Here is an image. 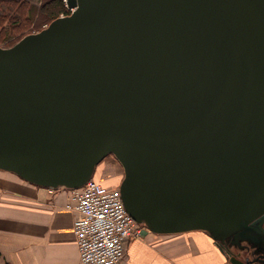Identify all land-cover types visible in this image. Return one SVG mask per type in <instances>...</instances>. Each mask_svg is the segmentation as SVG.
<instances>
[{
  "label": "water",
  "instance_id": "1",
  "mask_svg": "<svg viewBox=\"0 0 264 264\" xmlns=\"http://www.w3.org/2000/svg\"><path fill=\"white\" fill-rule=\"evenodd\" d=\"M66 5L0 47V169L74 189L113 156L141 236L264 262V0Z\"/></svg>",
  "mask_w": 264,
  "mask_h": 264
},
{
  "label": "crops",
  "instance_id": "2",
  "mask_svg": "<svg viewBox=\"0 0 264 264\" xmlns=\"http://www.w3.org/2000/svg\"><path fill=\"white\" fill-rule=\"evenodd\" d=\"M99 177L101 182L108 180ZM69 198L68 188L51 192L0 169V264H80L72 228L75 212L65 208ZM180 234L185 236L177 237ZM163 236L160 244L151 243L156 236L150 232L131 241L119 264H225L227 260L205 231Z\"/></svg>",
  "mask_w": 264,
  "mask_h": 264
},
{
  "label": "built area",
  "instance_id": "3",
  "mask_svg": "<svg viewBox=\"0 0 264 264\" xmlns=\"http://www.w3.org/2000/svg\"><path fill=\"white\" fill-rule=\"evenodd\" d=\"M69 191L65 208L75 212L72 228L80 264H119L128 243L140 238L145 226L128 214L118 186L91 177L83 186Z\"/></svg>",
  "mask_w": 264,
  "mask_h": 264
},
{
  "label": "rangeland",
  "instance_id": "4",
  "mask_svg": "<svg viewBox=\"0 0 264 264\" xmlns=\"http://www.w3.org/2000/svg\"><path fill=\"white\" fill-rule=\"evenodd\" d=\"M25 1V0H22ZM29 1L28 2H24L25 3V7H26V3L27 5L34 3H40L42 0H26ZM15 7V5L13 6V8ZM65 7L66 10L67 9V5L65 3ZM24 8V7H23ZM17 9V8H16ZM21 9V8H20ZM16 10L14 9V11H12V13L14 14ZM22 11H25L24 9ZM2 12L7 13V16H4V19L2 20V23L0 24V47H9L11 45H13V43L17 40V38L19 36H21L22 34L25 33H32V32H37L40 29L44 28L45 26H47V24L49 23V19L45 18L43 15H35V17L33 18V21L29 24L23 23V25L19 28H15V27H11V22H12V18H11V12H9V9H2ZM66 13H62L60 15H65ZM16 15L13 16V19H16L15 17ZM6 28L7 32L4 33L3 29ZM3 38V40L1 39ZM106 168V169H105ZM102 176V178L104 177H108L106 180V182H101L98 177ZM93 177L96 178L97 180H99L101 183L105 184V185H109V186H119L121 179L123 178V169L122 166L120 165V163L113 157V156H107L105 157L97 166H96V170L93 174ZM100 178V177H99ZM151 234H155L156 237H154L153 241L151 243H155V244H160L162 242V239H164L163 235L164 234H157V233H152ZM166 235H171V234H166ZM179 236H185V235H178ZM187 242H190L189 237L185 238ZM214 241V239H212ZM215 243V242H214ZM223 262V260H222ZM228 261L226 259H224V263L225 264H229L227 263Z\"/></svg>",
  "mask_w": 264,
  "mask_h": 264
},
{
  "label": "trees",
  "instance_id": "5",
  "mask_svg": "<svg viewBox=\"0 0 264 264\" xmlns=\"http://www.w3.org/2000/svg\"><path fill=\"white\" fill-rule=\"evenodd\" d=\"M29 1H22V0H0V24L2 23V20L4 19V16H7V13L2 12V9L6 8L9 9L10 14L12 15V22L11 27L20 28L23 23L29 24L33 21V18L35 15H43L45 18L49 19V22L53 20L54 18L60 16L62 13L68 14L69 11L66 10L64 0H42L40 3H32L30 5L24 6L25 3ZM15 7L13 8V6ZM24 7V8H23ZM17 8V9H16ZM21 8V9H20ZM14 14L12 11H14ZM25 11H22V10ZM16 15V19H13V16ZM4 33L7 32V29L3 27ZM30 33V32H28ZM22 34L17 38L16 41H18L21 37L28 34ZM3 40V38H1ZM15 41V42H16ZM14 42V43H15ZM13 43V44H14ZM113 186V185H112Z\"/></svg>",
  "mask_w": 264,
  "mask_h": 264
},
{
  "label": "flooded vegetation",
  "instance_id": "6",
  "mask_svg": "<svg viewBox=\"0 0 264 264\" xmlns=\"http://www.w3.org/2000/svg\"><path fill=\"white\" fill-rule=\"evenodd\" d=\"M229 241H231L230 239H229ZM223 244H224V246H223V248L226 250V252H228L230 255H232V254H235V255H237L238 253H239V250L238 249H236V245H232L231 246V244H230V242H228V240H226V241H223ZM254 264H264V262H259V263H254Z\"/></svg>",
  "mask_w": 264,
  "mask_h": 264
},
{
  "label": "bare ground",
  "instance_id": "7",
  "mask_svg": "<svg viewBox=\"0 0 264 264\" xmlns=\"http://www.w3.org/2000/svg\"><path fill=\"white\" fill-rule=\"evenodd\" d=\"M122 180V179H121ZM120 185V184H119ZM118 188H119V186H118ZM189 232V231H188Z\"/></svg>",
  "mask_w": 264,
  "mask_h": 264
}]
</instances>
